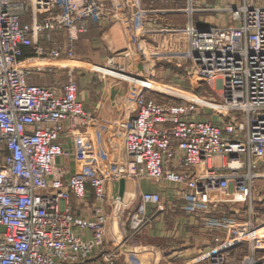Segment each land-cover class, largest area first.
Wrapping results in <instances>:
<instances>
[{
  "label": "built area",
  "instance_id": "built-area-1",
  "mask_svg": "<svg viewBox=\"0 0 264 264\" xmlns=\"http://www.w3.org/2000/svg\"><path fill=\"white\" fill-rule=\"evenodd\" d=\"M222 1L209 11L226 14L224 22L194 20L187 0L185 26L161 28L183 34L186 48L138 45L122 51L121 62L108 59L106 71L92 67L99 81L139 89L135 115L107 121L101 99L94 110L78 99L75 66L63 67L60 86L28 79L52 74L59 65L50 60L72 58L89 22L135 23L151 9L142 0H0V264H83L94 255L104 264H163L162 250L140 245L164 204L160 189L141 190L143 180L171 185L179 208L208 214L204 227L216 232L209 251L180 264H264L253 196L264 178V0ZM148 60L183 67V79L211 84L217 99L160 94ZM138 64L149 79L137 76ZM80 127L92 130V144L76 148L69 174L57 164L71 154L60 138ZM72 195L79 202L92 196L90 216L73 212ZM241 203L249 211L243 221L209 216Z\"/></svg>",
  "mask_w": 264,
  "mask_h": 264
},
{
  "label": "crops",
  "instance_id": "crops-1",
  "mask_svg": "<svg viewBox=\"0 0 264 264\" xmlns=\"http://www.w3.org/2000/svg\"><path fill=\"white\" fill-rule=\"evenodd\" d=\"M173 1L175 0H157L154 4H151V0H142V7L146 10H151H149L150 13L145 16L144 20L138 17L135 23L127 18L111 22L106 21L101 24L89 22L87 31L81 33L75 42L74 56L72 58L65 57L61 60H50L51 63L58 64L59 67L52 74L33 72L28 79L29 83L44 86H60L65 80L64 66H75L78 70L81 68L82 70L78 71L77 96L87 110H94L96 103L101 99L104 104L99 112L102 119L111 121L121 117L132 118L137 110L135 101L139 89L122 81L110 79L99 81L92 67L99 65L98 67L101 69L103 68L101 66L105 65L110 58L121 62L122 60L118 55L124 50H136V46L138 45L148 52L186 48L187 43L183 34L173 32L172 30L168 32L161 31V28L169 27L170 14L181 13L182 15V13H185L182 9L168 7V3L170 4ZM196 19L198 22L199 20L205 22L221 21L219 18L215 19L213 15L206 17L199 16ZM185 20L187 21V16ZM54 38L55 40L62 39L61 36L57 35ZM132 57L134 60L139 59V56L136 54ZM162 61L148 60L147 64L150 68V74L148 75L144 73L143 68L139 64L137 70L141 75L145 74L148 77H152L154 76L156 67ZM179 68L182 69V72L174 74V76H178L176 78L177 82H180L184 76V68ZM158 86L166 89L162 85L158 84ZM204 116L211 117V113L205 111ZM212 118L216 119L214 115ZM92 136V130L86 127L77 128L72 133L66 132L60 138V143L71 154L59 157L57 164L64 167L69 174H72L77 165L74 158L76 148H85L88 144L91 145ZM140 184L141 190L160 189L163 191L164 199L163 210L156 215L152 224L140 235V245L155 246L162 250L163 264H180L188 259V257L201 252L204 247L207 248L209 245H213L210 243L211 239L209 237H204V230L207 231V229L204 227L202 218H200V221L194 215H187L179 208L181 202L175 200V192L171 188V185L164 184L163 188H158L154 183L146 180L141 181ZM68 204L76 214L90 216L93 198L89 195L84 202H79L72 195ZM106 209L108 210V208ZM169 219L170 221L172 220L171 225L167 224ZM86 236L88 237L89 235L86 233ZM106 239L108 241L111 239L110 232L107 234ZM111 246L112 243H108L106 247ZM83 264L104 263L98 255H94ZM116 264H126V262H124L123 258H119Z\"/></svg>",
  "mask_w": 264,
  "mask_h": 264
},
{
  "label": "rangeland",
  "instance_id": "rangeland-1",
  "mask_svg": "<svg viewBox=\"0 0 264 264\" xmlns=\"http://www.w3.org/2000/svg\"><path fill=\"white\" fill-rule=\"evenodd\" d=\"M186 0H175L172 3H168V7H174L177 9H185L187 7ZM222 0H193L192 8L197 9V12L193 14L194 20H197L199 16H210L213 15L216 18H219L221 21H226L227 15L223 13H217L214 11H209V9H215L217 7H222L223 5ZM208 10V11H205ZM190 11V9H189ZM171 15V20L169 21V27L171 29H179L183 28L185 25V17L187 16L186 13H172ZM209 18V17H208ZM209 19H212L211 17ZM139 24V20H138ZM161 64H158L156 67V71L154 73V76L150 77L155 84H153V88L155 90H160L164 93H160L164 96L169 94L170 96L174 95H197V96H203L208 99H217L216 93H214V90L212 89L211 84H207L206 82H189L188 80L181 79L180 82L176 81V76H174L175 73L182 72V69L179 67L174 66L171 63H168L166 61L160 62ZM80 64V63H77ZM166 69H168L166 71ZM79 70H82L79 68ZM78 68H76V77L78 79ZM145 75V74H144ZM138 77H142L144 79H149L146 77L141 76L140 74L137 75ZM65 77V74H64ZM175 77V78H173ZM65 79V78H64ZM65 81V80H64ZM124 83V81H122ZM121 82V83H122ZM159 85H168L169 87L179 89L183 92H180L179 90H172V89H164L158 86ZM164 87V86H162ZM171 93V94H170ZM185 93V94H184ZM164 96H159L155 94V97L157 99H161V97ZM176 97V96H174ZM172 98V97H171ZM194 99H197L193 97ZM174 99V98H173ZM254 215L255 219L259 223V226L261 227V232H264V178H260L257 181L256 189L254 190ZM249 211H248V204L247 203H241V204H225L219 207L216 211H214L212 214L209 216L212 217H222V216H230L232 218H237L241 221L245 220L248 217ZM208 216V214L198 212L197 215H194L196 219L200 220V218H203L205 216ZM168 225L172 224V220L167 222ZM206 228V227H205ZM204 230V237H209L210 243H212V238L213 235L216 233L214 230H208V227ZM213 244V243H212ZM214 245V244H213ZM213 245H209L207 248L204 247V249L201 252H207L211 249ZM201 252H197L195 255L190 256L191 258L199 256ZM190 259V258H189Z\"/></svg>",
  "mask_w": 264,
  "mask_h": 264
},
{
  "label": "bare ground",
  "instance_id": "bare-ground-1",
  "mask_svg": "<svg viewBox=\"0 0 264 264\" xmlns=\"http://www.w3.org/2000/svg\"><path fill=\"white\" fill-rule=\"evenodd\" d=\"M101 70L106 71L107 69H106V68H101ZM122 77L126 78V76H122ZM127 78H128V77H127ZM195 98H196V97H195Z\"/></svg>",
  "mask_w": 264,
  "mask_h": 264
},
{
  "label": "water",
  "instance_id": "water-1",
  "mask_svg": "<svg viewBox=\"0 0 264 264\" xmlns=\"http://www.w3.org/2000/svg\"><path fill=\"white\" fill-rule=\"evenodd\" d=\"M120 185H121V189H122V187H123V182L122 181H121Z\"/></svg>",
  "mask_w": 264,
  "mask_h": 264
}]
</instances>
